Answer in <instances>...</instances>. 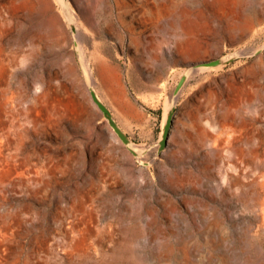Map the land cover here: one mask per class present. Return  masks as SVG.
Instances as JSON below:
<instances>
[{
  "label": "rangeland",
  "instance_id": "374dc122",
  "mask_svg": "<svg viewBox=\"0 0 264 264\" xmlns=\"http://www.w3.org/2000/svg\"><path fill=\"white\" fill-rule=\"evenodd\" d=\"M0 264H264V0H0Z\"/></svg>",
  "mask_w": 264,
  "mask_h": 264
},
{
  "label": "crops",
  "instance_id": "0c3cea01",
  "mask_svg": "<svg viewBox=\"0 0 264 264\" xmlns=\"http://www.w3.org/2000/svg\"><path fill=\"white\" fill-rule=\"evenodd\" d=\"M149 64L150 63L148 62V63H145V65H144L145 69L147 68L146 70L148 71L147 72V79L145 80V83L147 84V86H149L148 90H152V93H154L157 88L159 89L160 82L156 81V78L154 76V72H152L154 69L152 68V71H151V67ZM110 66H111L110 68L112 71H115L117 69L115 62H111ZM101 70H104V68H102ZM137 71H139V69H137ZM117 86H118L117 90L119 91V93L122 94V96L124 98V102H128V106H129L130 110L132 112L139 114L141 111L140 107L138 105H136L134 102H132L131 100H128L125 87L123 85H120V82H117Z\"/></svg>",
  "mask_w": 264,
  "mask_h": 264
}]
</instances>
